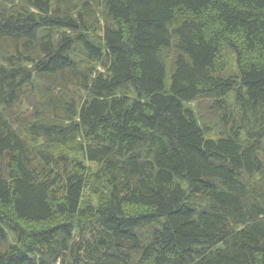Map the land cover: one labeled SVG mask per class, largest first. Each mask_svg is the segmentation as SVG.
<instances>
[{"label":"trees","instance_id":"obj_1","mask_svg":"<svg viewBox=\"0 0 264 264\" xmlns=\"http://www.w3.org/2000/svg\"><path fill=\"white\" fill-rule=\"evenodd\" d=\"M0 264H264V0H0Z\"/></svg>","mask_w":264,"mask_h":264},{"label":"rangeland","instance_id":"obj_2","mask_svg":"<svg viewBox=\"0 0 264 264\" xmlns=\"http://www.w3.org/2000/svg\"><path fill=\"white\" fill-rule=\"evenodd\" d=\"M232 52L233 51L229 47H227L224 54L228 56V53H232ZM232 60H233V57H230L229 61H228V68H227V71L225 73L227 75L228 74H235L236 72H238L237 57H235V62ZM198 109H200V107Z\"/></svg>","mask_w":264,"mask_h":264}]
</instances>
